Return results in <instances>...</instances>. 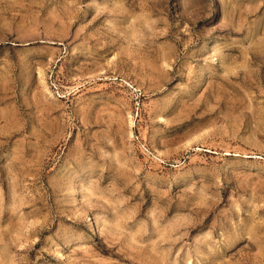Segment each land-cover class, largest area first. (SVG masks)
<instances>
[{
	"label": "rangeland",
	"instance_id": "374dc122",
	"mask_svg": "<svg viewBox=\"0 0 264 264\" xmlns=\"http://www.w3.org/2000/svg\"><path fill=\"white\" fill-rule=\"evenodd\" d=\"M0 264H264V0H0Z\"/></svg>",
	"mask_w": 264,
	"mask_h": 264
}]
</instances>
